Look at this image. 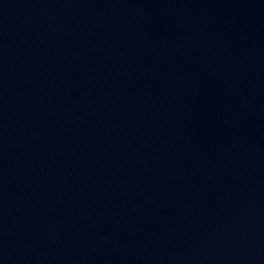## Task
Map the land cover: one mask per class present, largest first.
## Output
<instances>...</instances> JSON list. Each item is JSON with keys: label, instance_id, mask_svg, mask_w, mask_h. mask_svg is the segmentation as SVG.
I'll list each match as a JSON object with an SVG mask.
<instances>
[{"label": "water", "instance_id": "1", "mask_svg": "<svg viewBox=\"0 0 264 264\" xmlns=\"http://www.w3.org/2000/svg\"><path fill=\"white\" fill-rule=\"evenodd\" d=\"M0 264H264V0H0Z\"/></svg>", "mask_w": 264, "mask_h": 264}]
</instances>
